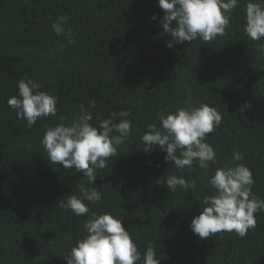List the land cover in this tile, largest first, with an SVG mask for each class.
<instances>
[{
	"label": "trees",
	"instance_id": "trees-1",
	"mask_svg": "<svg viewBox=\"0 0 264 264\" xmlns=\"http://www.w3.org/2000/svg\"><path fill=\"white\" fill-rule=\"evenodd\" d=\"M247 2L233 10L223 37L168 48L158 0H0V264H67L63 257L85 235L92 212L121 219L139 250L151 244L160 264H264V212L244 238L223 232L199 239L190 224L212 194L208 177L196 164L191 173L176 169L158 146L145 152L141 140L148 124L160 126V112L186 103L215 107L223 120L206 139L217 154L209 174L239 151L253 173V193L264 199V41L243 30ZM60 16L68 17L71 43L52 28ZM25 75L57 97V117L31 129L7 104ZM89 99L96 101L93 125L122 110L132 122L94 185L49 163L40 143L47 126L60 116L70 121ZM170 175L196 180V189L169 192L161 182ZM80 181L103 196L95 205L84 201L86 216L58 206L79 196Z\"/></svg>",
	"mask_w": 264,
	"mask_h": 264
},
{
	"label": "clouds",
	"instance_id": "clouds-1",
	"mask_svg": "<svg viewBox=\"0 0 264 264\" xmlns=\"http://www.w3.org/2000/svg\"><path fill=\"white\" fill-rule=\"evenodd\" d=\"M240 0H158L164 11L161 20L163 33L171 37L167 47L192 43L198 38L205 43L223 37L230 27L233 10ZM243 30L252 41H264V0H248L245 4ZM68 17L60 16L52 24L57 36H65L72 42V32L65 30ZM153 20L156 16L153 15ZM175 22V24L173 23ZM264 50V44L259 45ZM17 95L11 96L7 104L15 111L18 120H25L31 129L38 119L57 117V97L41 91L42 84L31 77L19 79L16 83ZM96 101L89 99L87 107L79 105V114L70 121L60 116L59 123L44 129L41 145L47 160L64 169H74L87 178V184L94 185L97 170L106 168L108 159L117 153L132 132V122L127 119L129 112H112L93 125L92 109ZM160 126L148 124L141 140L145 152L157 146L166 153L165 161L173 162L179 170L191 173L196 164L208 177L207 184L212 194L203 197L202 211L190 224L191 231L201 240L217 233H235L244 238L250 229L256 227V214L264 212V199L257 197L252 187L255 184L252 171L245 163L244 155L233 151L231 161L224 166L217 164L214 148L206 142L207 136L220 127L223 117L215 107L201 103L198 106L186 103L172 112L158 113ZM119 120V122H117ZM102 178V177H101ZM169 192L177 188L185 191L196 189V180L170 175L166 181ZM79 196L71 193L62 198L58 206L71 210L76 216H86L90 209L103 199L96 188H89L84 181L77 184ZM84 201H87L86 204ZM85 235L78 239L70 253L63 258L67 264H160L155 248L149 244L142 253L133 241L122 220L111 213H91L83 225ZM71 240V236L65 237Z\"/></svg>",
	"mask_w": 264,
	"mask_h": 264
}]
</instances>
